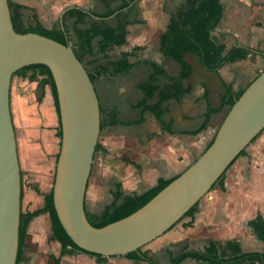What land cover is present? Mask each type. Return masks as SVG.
I'll use <instances>...</instances> for the list:
<instances>
[{
  "label": "rangeland",
  "instance_id": "rangeland-1",
  "mask_svg": "<svg viewBox=\"0 0 264 264\" xmlns=\"http://www.w3.org/2000/svg\"><path fill=\"white\" fill-rule=\"evenodd\" d=\"M11 1L15 3V13L23 26L32 25L35 22H40L46 27H58L61 22L63 25L65 24L64 29L67 27L66 30L70 32L67 33L69 43L82 58L81 62L86 69L93 72H97L98 69L113 72L115 70L113 61L122 48L128 49L127 59L136 65L114 78H107L105 74L94 75L92 78L99 107H101V126L97 137L99 146L94 150L87 179L85 190L87 198L84 207L87 217L92 222H97L103 213L104 205L112 199L115 181H120L123 191L132 187L140 188L139 180L136 179L134 182L132 178L144 173L146 167L150 165L147 159L139 155L145 139L156 137L154 129L157 120L149 108L142 109L136 103L143 97L141 84L151 77L166 89V93L170 91V79L163 73L154 71L148 59L160 63L167 74L177 72V65L170 58L164 56L161 46L169 39L168 16L183 0H132L119 13L126 25L128 40L124 45L113 46L114 48L112 47L105 53L99 51L96 38L92 40L90 46L80 45L74 41L78 38L71 22L73 16H62L66 6L77 2L85 4L94 13H100L105 7L98 0ZM222 1L225 5L224 14L212 30L216 39L224 43L222 53L229 51L227 61L222 64L221 71H223V75L232 72L238 79L241 78L242 82L240 83L245 85L249 79L248 71L256 64V54L240 48V44L247 43V45L258 48L264 47V0ZM117 4L118 1L111 3L112 6ZM90 21L91 17L86 15L78 26L86 27ZM103 22L114 23V16H107ZM85 48H90V51L84 52ZM186 58L193 64V73L189 77L193 83L195 79L205 75H212L214 78L221 75L218 72L221 66L217 70L207 71L201 67L197 55L189 53ZM258 72L255 71L256 74ZM43 79L44 74L39 73L36 69L24 68L12 73L9 86V107L15 133L22 188L20 211L23 212L43 205V194L49 191L53 183L56 154L59 149L58 112L50 86ZM216 84H218V89L214 92L217 98L221 83L216 80ZM118 85H124L127 88L124 87L123 91H119ZM219 97L218 103H220ZM158 98L159 95L156 92L146 102L150 106ZM216 101L213 99L211 103L215 105ZM183 105H187L186 101ZM48 108L52 113L51 122L43 113L44 109ZM222 108L219 116L227 111L228 105L224 104L220 109ZM113 119L114 121H112ZM35 122L37 125H34ZM37 217L44 218L41 224L44 226L40 231L35 228L28 229L29 223ZM247 229L244 228V245L251 247L254 246L250 241L253 238ZM50 234V220L47 212H41L31 217L26 227L21 260L17 264H54L56 258H58L59 264L80 262L78 258L76 259L75 254L60 255L59 242L51 238ZM158 236L141 247L149 249V251L152 250L151 254L156 258L158 264H165L167 259L164 251L154 250ZM179 248L180 246L176 245L174 250H179ZM62 255H64L63 258ZM121 256L123 255L121 254ZM100 262L99 264H111L106 261ZM84 263L82 262V264ZM181 264L198 263L190 259L182 261Z\"/></svg>",
  "mask_w": 264,
  "mask_h": 264
},
{
  "label": "water",
  "instance_id": "water-1",
  "mask_svg": "<svg viewBox=\"0 0 264 264\" xmlns=\"http://www.w3.org/2000/svg\"><path fill=\"white\" fill-rule=\"evenodd\" d=\"M31 63L49 67L57 92L61 135L52 183L57 216L76 244L105 256L136 249L167 230L264 128L262 69L231 104L211 143L185 169L132 212L96 226L84 207L100 130L92 79L70 43L16 31L8 0H0V264H16L20 217L21 177L9 86L12 73Z\"/></svg>",
  "mask_w": 264,
  "mask_h": 264
},
{
  "label": "trees",
  "instance_id": "trees-1",
  "mask_svg": "<svg viewBox=\"0 0 264 264\" xmlns=\"http://www.w3.org/2000/svg\"><path fill=\"white\" fill-rule=\"evenodd\" d=\"M101 1L106 7L105 10L101 13H94L99 18L91 21L86 27L80 28L78 26L83 20L84 16L89 14V11L83 9V7H68L62 16L70 15L74 17L73 29L76 32L78 44L90 46L92 40L97 38L99 51L105 53L114 45H119L126 42L127 29L119 13L120 10L127 6L132 0ZM114 1H118V4L111 6V3ZM8 5L12 24L16 31H35L53 37L62 43H69L67 31L61 25L58 27H46L40 22H35L32 25L23 26L19 17L15 13V3L11 0H8ZM223 8L224 6L220 0H183V2L169 17L167 24L169 39L161 46L164 56L170 57L178 63L179 72L176 74H167L164 67L160 63L153 59H148V62L154 71L161 72L170 79V91L166 93V89L161 87L157 82H155V79L151 77L143 81L141 84L140 88L143 92V97L136 103L137 106H141L142 109L149 108L154 116L160 119L162 113L166 109L165 102L167 99L174 98L177 100L190 90V86L185 84V78L190 75L193 66L191 62L186 59V54L192 53L197 55L200 63L208 69H217L224 61L227 60L229 51L223 54L222 52L224 50V44L219 42L212 34V30L217 25L222 16ZM112 13H114V23H104L103 20ZM240 48L264 55V47L260 49L247 45L240 46ZM128 54L129 51H121L120 56L113 61V66L115 67V70L113 71L114 74L125 72L132 66L133 63L129 62L127 59ZM76 55L80 59V56H78L77 53ZM24 68H34L39 73L44 74L43 80L50 86L54 103L58 112V136L60 137L61 131L57 92L49 67L44 63H31L18 68L14 72ZM87 71L91 79L94 77V75L102 72V70L93 72L89 69H87ZM222 84L224 91L220 95V103L217 106H210L207 114L220 110L224 104H227L229 109L231 104L244 89V87H240L236 90H233L231 83L223 80ZM156 92L158 93L159 98L154 104L149 106L146 101L153 97ZM140 118H142V116ZM112 121H114V119ZM213 137L214 135L207 146L211 143ZM254 138L255 136L253 139ZM98 146V142H96L95 150L98 148ZM243 150L244 149H242L238 155L243 152ZM234 159L231 161V163L234 161ZM224 172L225 171L219 175L211 187H213L215 184H219L223 187L222 178ZM175 176L171 178L158 177L156 183L149 188L141 192L130 193H124L121 189V183L116 181L114 183L115 188L112 190V199L109 203L104 205L103 213L100 219L97 222H92L89 218L88 219L94 225L100 226L109 221L120 218L144 204ZM43 201V205L40 207L27 210L25 212L20 211L16 264L21 259L28 221L31 219V217L41 212L48 213L51 230L50 237L59 242L60 255L80 250L95 255L98 261H103L106 259L107 256L105 255L88 251L80 247L67 234L57 216L53 204L52 186L48 192L43 194ZM197 203L198 200L185 211L181 218L185 215H192V213L196 210ZM247 224L252 228L255 236L264 242V217L261 214H257L253 218L249 219ZM122 255L133 260H144L148 264H156L154 258L148 252V250L142 248L141 246ZM186 257L194 258L195 260L200 261V263L205 264H264V247L261 250H243L240 242L236 239L229 238L225 239L224 241L209 239L208 243L201 251L187 249L185 247H183L182 250L177 253H172L169 251L168 264H179ZM54 264H59L58 258H56Z\"/></svg>",
  "mask_w": 264,
  "mask_h": 264
},
{
  "label": "crops",
  "instance_id": "crops-1",
  "mask_svg": "<svg viewBox=\"0 0 264 264\" xmlns=\"http://www.w3.org/2000/svg\"><path fill=\"white\" fill-rule=\"evenodd\" d=\"M98 1L105 7L101 0ZM220 1L224 6L222 13L223 16L225 5L222 0ZM71 6H80L89 11L88 15L91 17V21L99 18L94 14V12L89 10L88 6L79 2L66 6L63 9V13L66 8ZM174 11L170 12L168 20ZM114 13L108 16H113ZM71 22L73 26V19ZM61 26L64 28L65 24L63 25L61 22ZM66 29L67 27H65V30ZM66 31L67 33H70L68 30ZM126 40H128L127 33ZM74 41L78 40L74 39ZM125 43L114 45V47L122 46ZM240 46H247V43L240 44ZM252 47L258 48L253 45ZM89 49L85 48L83 50L88 53V51H90ZM121 51H128V49L122 48ZM121 51L115 59L120 56ZM248 52L253 53L252 51ZM254 54H256V64H254V66H252L248 71L247 75L249 76V79L246 81L245 85H242L240 83L242 82L241 78L238 79L232 72L227 75L222 74L223 71H221V68L225 61L220 65L221 67L219 66L220 68L218 67L219 69L217 68L218 72L221 74L219 77L217 76V78H214L212 75H205L199 79H195V82L193 83L189 80L194 68L192 69L190 75L185 78V84L190 86V90L177 100L174 98L166 100L165 111L162 113L160 119L156 118L157 123L155 124L154 129V135H156V137L153 139H150V137L145 139L139 156L147 159V162H149L150 165L146 167L144 173L142 172L138 175V177L135 175L132 178L134 182L136 179L139 180L138 184L140 185V188L132 187L124 191L122 189L124 193L141 192L154 185L158 177L171 178L177 175L206 148L207 144L216 132L215 129L217 130L221 120L227 112L226 111L224 114L219 116V112L223 110L222 108L216 112L207 114L210 106H216L219 104L218 97L224 90L222 80L230 82L233 90L245 87L248 82H250L257 75L255 71L257 72L264 69V55L260 53ZM80 59L82 61V58ZM170 60L178 67L177 72L172 74L178 73V63L172 58H170ZM129 62L133 61L129 60ZM133 65L134 62L131 67L136 66ZM200 65L207 71L213 70L205 68L201 63ZM99 74H105L107 75V78H114L122 75L121 73L114 74L112 71L110 72L105 70H102ZM216 80H219L221 83V89L217 98L216 93L214 92L218 89ZM114 84L116 86V82ZM124 87V85H118L117 89L119 91H123ZM213 99L217 100L215 105L211 103ZM185 101L187 105H183ZM43 113L47 115L49 121L51 122L52 113H50L49 108L44 109ZM37 122L39 123L40 121L38 120ZM34 125H37V123L35 122ZM243 149V152L236 156L234 161L225 170L222 178L223 187L219 184H215L211 187L202 197H200L196 210L192 213V215L189 214L183 216L180 220L176 221L158 236L157 241H155L156 247L154 250L164 251L167 259L165 264L169 263V251L177 253L182 250L183 247L201 251L204 249V246L208 243L209 239L221 241L229 238L236 239L240 242L243 250H261L264 247V242L255 236L252 228L247 224V221L257 214H261L264 217V128L261 129L255 138L251 140ZM86 198L87 196L84 198V202H86ZM43 221V217L35 218L29 223L28 229L35 228L37 231H40L44 226L41 225ZM244 228L245 230L248 228L247 230H249L253 238L250 241L254 244V246L248 247L244 245ZM176 245H179L180 248L175 251L174 247ZM59 249L60 244L58 250ZM151 251L152 250L149 251L148 249L150 254ZM71 254H75L76 259L78 258L80 260L77 264H82V262H85L84 264L101 263L96 259L95 255L84 251L78 250L72 252ZM64 255H62V258ZM153 258L156 264H158L156 258ZM190 259L196 261L198 264H205L190 257H186L182 261ZM103 261L111 264H148L144 260H133L121 255H110ZM181 262L179 264H181Z\"/></svg>",
  "mask_w": 264,
  "mask_h": 264
}]
</instances>
